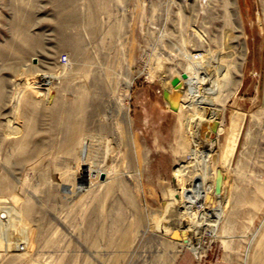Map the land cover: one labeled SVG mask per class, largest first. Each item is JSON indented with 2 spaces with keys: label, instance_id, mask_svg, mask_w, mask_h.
I'll return each mask as SVG.
<instances>
[{
  "label": "rangeland",
  "instance_id": "374dc122",
  "mask_svg": "<svg viewBox=\"0 0 264 264\" xmlns=\"http://www.w3.org/2000/svg\"><path fill=\"white\" fill-rule=\"evenodd\" d=\"M224 9L0 0V264H199L193 222L203 264H264V0Z\"/></svg>",
  "mask_w": 264,
  "mask_h": 264
},
{
  "label": "bare ground",
  "instance_id": "6f19581e",
  "mask_svg": "<svg viewBox=\"0 0 264 264\" xmlns=\"http://www.w3.org/2000/svg\"><path fill=\"white\" fill-rule=\"evenodd\" d=\"M235 2V1H234ZM233 3V0H223V4H224V7L227 6V10L224 9L223 10V18H224V24H226V28H227V32L230 28L231 30V27H232V21L231 19L232 18V13H231V10L229 9V5ZM235 20V19H234ZM231 26V27H230ZM225 27V26H224ZM224 29V28H222ZM223 31V30H222ZM226 30L224 29V34H227V32H225ZM223 34V33H222ZM222 37V36H221ZM237 36H234L233 38L236 39ZM227 38V36H226ZM224 41V40H223ZM227 42V41H226ZM232 48H234V51H232L231 49L227 50L229 51L228 53H233V59L230 60V62H227L231 65H235V73L238 72L239 73V65H240V62H241V58L243 57V44L240 42L239 44H237L238 46V49H236V46L234 45H231ZM229 47V46H228ZM230 48V47H229ZM237 51V52H236ZM238 59V60H237ZM218 61L215 62V68L212 70L211 74H210V78L211 80L213 81V83H219V81L222 79H225V76H223V74L225 73L224 69L221 68L219 65V62H221L220 58L217 59ZM224 62V61H223ZM226 63V62H225ZM226 63V64H227ZM231 67V66H230ZM229 71V70H228ZM223 84V82H222ZM228 90V89H227ZM237 117V116H236ZM241 120V119H240ZM237 122V121H236ZM241 124V123H240ZM232 127V126H231ZM234 128V127H233ZM238 128V127H237ZM236 129V128H235ZM233 130V129H232ZM199 136V135H198ZM235 138V137H234ZM187 143V142H185ZM213 143L214 141L213 140H210V139H199L198 142H197V145L195 146L194 150L196 151V153H199L200 158L203 159V166L206 167L205 168V171H206V174H209V169L208 168H211V167H208L210 166L209 165V159L211 157V151H212V147H213ZM233 144V143H232ZM191 145V144H190ZM228 149V148H227ZM229 152H232L231 150ZM228 157V156H227ZM231 158V157H230ZM227 161V160H226ZM212 171V170H211ZM210 171V172H211ZM218 204V208H220V203L219 201L217 202ZM203 222H198L199 225H201ZM196 224V223H195ZM194 222L192 223V225H187L188 228H189V235L188 237L185 239V238H180V243H184V244H187L195 253H199V250H200V244H199V241H200V236H199V231L196 230L195 227H197V225H195ZM264 230V228H263ZM263 230H261L260 232H263ZM260 237V236H259ZM258 237V238H259ZM257 239V238H256ZM258 240V239H257ZM258 243V242H256ZM264 244V243H263Z\"/></svg>",
  "mask_w": 264,
  "mask_h": 264
},
{
  "label": "crops",
  "instance_id": "0c3cea01",
  "mask_svg": "<svg viewBox=\"0 0 264 264\" xmlns=\"http://www.w3.org/2000/svg\"><path fill=\"white\" fill-rule=\"evenodd\" d=\"M213 237H215V235H213ZM179 243H180V242H179ZM180 247H181V249H180L179 252H181L184 248L191 250L190 248H188L187 246L182 245L181 243H180ZM191 251H192V250H191ZM203 251H204V249H203V247H202V249L200 250V253L203 252ZM192 252H194V251H192ZM194 253H195V252H194ZM188 261H189V254L186 253V252L184 251V252H182L181 255L179 256V258H178L176 264H187V263H189ZM211 264H212V263H211Z\"/></svg>",
  "mask_w": 264,
  "mask_h": 264
},
{
  "label": "built area",
  "instance_id": "2783aa9c",
  "mask_svg": "<svg viewBox=\"0 0 264 264\" xmlns=\"http://www.w3.org/2000/svg\"><path fill=\"white\" fill-rule=\"evenodd\" d=\"M198 5H199V7L201 8L200 10H201V12L203 11L202 10V8H204V6L203 5H201V3H197ZM193 253V255H194V258L199 262V264H203V261H202V252L200 253V254H198V253H194V252H192Z\"/></svg>",
  "mask_w": 264,
  "mask_h": 264
},
{
  "label": "water",
  "instance_id": "95a60500",
  "mask_svg": "<svg viewBox=\"0 0 264 264\" xmlns=\"http://www.w3.org/2000/svg\"><path fill=\"white\" fill-rule=\"evenodd\" d=\"M210 136L213 137L214 136V132H210Z\"/></svg>",
  "mask_w": 264,
  "mask_h": 264
}]
</instances>
